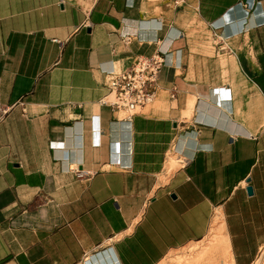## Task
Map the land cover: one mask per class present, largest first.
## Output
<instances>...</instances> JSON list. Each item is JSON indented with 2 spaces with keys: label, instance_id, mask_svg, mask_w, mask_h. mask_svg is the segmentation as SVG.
Wrapping results in <instances>:
<instances>
[{
  "label": "crops",
  "instance_id": "0c3cea01",
  "mask_svg": "<svg viewBox=\"0 0 264 264\" xmlns=\"http://www.w3.org/2000/svg\"><path fill=\"white\" fill-rule=\"evenodd\" d=\"M156 54L125 120L107 74ZM221 223L263 257L264 0H0V264H162Z\"/></svg>",
  "mask_w": 264,
  "mask_h": 264
},
{
  "label": "built area",
  "instance_id": "2783aa9c",
  "mask_svg": "<svg viewBox=\"0 0 264 264\" xmlns=\"http://www.w3.org/2000/svg\"><path fill=\"white\" fill-rule=\"evenodd\" d=\"M172 3L178 7L186 0H172ZM164 66L165 59L160 54L139 56L124 71L107 74L110 92L104 104L124 113L125 120H131L154 102Z\"/></svg>",
  "mask_w": 264,
  "mask_h": 264
},
{
  "label": "rangeland",
  "instance_id": "374dc122",
  "mask_svg": "<svg viewBox=\"0 0 264 264\" xmlns=\"http://www.w3.org/2000/svg\"><path fill=\"white\" fill-rule=\"evenodd\" d=\"M221 226L222 223L215 227L205 241L170 255L162 264H235L231 253H227L226 247L217 236L216 231ZM255 264H264V255Z\"/></svg>",
  "mask_w": 264,
  "mask_h": 264
},
{
  "label": "bare ground",
  "instance_id": "6f19581e",
  "mask_svg": "<svg viewBox=\"0 0 264 264\" xmlns=\"http://www.w3.org/2000/svg\"><path fill=\"white\" fill-rule=\"evenodd\" d=\"M112 162H114L113 159H112ZM119 166H124V165L123 164H119ZM216 233H217V236L220 237V242H222L224 244V246H226V243H225L226 240H225V237L223 236V229L220 228L219 231H216Z\"/></svg>",
  "mask_w": 264,
  "mask_h": 264
},
{
  "label": "water",
  "instance_id": "95a60500",
  "mask_svg": "<svg viewBox=\"0 0 264 264\" xmlns=\"http://www.w3.org/2000/svg\"><path fill=\"white\" fill-rule=\"evenodd\" d=\"M249 192H251V189H249Z\"/></svg>",
  "mask_w": 264,
  "mask_h": 264
}]
</instances>
